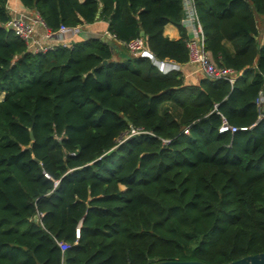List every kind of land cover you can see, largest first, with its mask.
<instances>
[{"label":"trees","instance_id":"trees-1","mask_svg":"<svg viewBox=\"0 0 264 264\" xmlns=\"http://www.w3.org/2000/svg\"><path fill=\"white\" fill-rule=\"evenodd\" d=\"M9 2L0 264H230L264 252V0H194L216 65L243 72L233 85L186 82L128 51L143 32L157 60L188 64L183 0H19L50 32L108 22L123 61L95 38L34 53L6 28ZM223 118L248 130L220 134Z\"/></svg>","mask_w":264,"mask_h":264},{"label":"built area","instance_id":"built-area-1","mask_svg":"<svg viewBox=\"0 0 264 264\" xmlns=\"http://www.w3.org/2000/svg\"><path fill=\"white\" fill-rule=\"evenodd\" d=\"M183 19L182 26L192 32L191 38H188L186 45L189 51V64L199 67L203 72L206 79L211 81L225 80L232 85L235 81L242 76V72H236L233 69L226 67H218L213 59L212 54L206 50L205 36L202 26L200 24L197 10L194 0H183ZM40 24L45 30V34L38 38L36 25ZM6 28L12 30L16 36L22 39L29 49L34 53H49L55 51L58 46L63 48L73 47L72 43L67 41L58 42L55 37L62 36L64 34H72L77 36L79 33L78 28H68L62 26L56 32H50L45 26L43 21L37 15L36 20L19 14L14 16L12 20L6 25ZM126 47L133 57L148 58L163 74H168L172 71H179L176 64L168 61H159L149 51L146 39L143 37L134 39L126 44ZM259 119H264V97L262 96L257 100ZM246 127H234L231 126L224 118L222 119V125L219 129L220 134L231 133L234 134L238 131H247ZM133 133H137L133 131ZM188 134V130L184 131ZM48 177L47 174H45ZM80 231L77 230L76 237L79 238ZM58 246L64 252L69 246L64 242H59Z\"/></svg>","mask_w":264,"mask_h":264},{"label":"crops","instance_id":"crops-1","mask_svg":"<svg viewBox=\"0 0 264 264\" xmlns=\"http://www.w3.org/2000/svg\"><path fill=\"white\" fill-rule=\"evenodd\" d=\"M80 1L83 2L84 0H80ZM8 11L11 14L12 18L14 16H18L19 14L26 15L34 20H36V17H37V13L35 11H30L24 8L22 4L19 2V0H10L8 4ZM108 25H109L108 22L99 20L92 25H86L83 27H79L78 28L79 33L77 36H74L68 33V34H64L59 37H55V40L58 42H62L63 40V41H67L73 44L74 42L88 40L92 38L101 39L104 42L107 41V42L114 44L115 46L114 60L123 61L121 48L123 47L125 48V44L116 42L114 36H112L108 31V27H109ZM258 25H259V31H260V37H259L260 44H263L264 42V17L258 19ZM36 29H37L38 38H41L46 32V30L40 24L36 25ZM186 31L188 35L187 38H191V36L193 35L192 32L188 29H186ZM164 34L166 37H168L171 40H179L181 38L179 29L176 26H173L171 24L165 27ZM225 46L231 52L234 51L232 45L229 42H225ZM168 62L174 63L178 66L179 71L183 72L186 82L197 83L200 79L205 78L203 72L201 71L199 67L193 66L189 63L186 65H180L173 61H168Z\"/></svg>","mask_w":264,"mask_h":264},{"label":"water","instance_id":"water-1","mask_svg":"<svg viewBox=\"0 0 264 264\" xmlns=\"http://www.w3.org/2000/svg\"><path fill=\"white\" fill-rule=\"evenodd\" d=\"M144 36H145V34L142 32L141 37L143 38ZM105 42L107 43V41H105ZM110 45H112V43H110ZM261 96L263 98V93L261 94ZM156 264H205V263L199 262V261H184V262L164 261V262H159ZM230 264H264V252L257 254V255L244 257V258L237 260V261H234Z\"/></svg>","mask_w":264,"mask_h":264},{"label":"rangeland","instance_id":"rangeland-1","mask_svg":"<svg viewBox=\"0 0 264 264\" xmlns=\"http://www.w3.org/2000/svg\"><path fill=\"white\" fill-rule=\"evenodd\" d=\"M4 94L0 92V100H3Z\"/></svg>","mask_w":264,"mask_h":264}]
</instances>
